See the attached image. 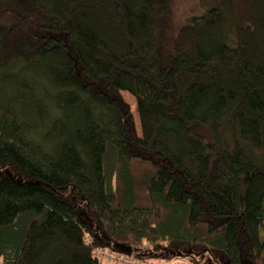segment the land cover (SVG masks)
I'll return each instance as SVG.
<instances>
[{
  "label": "trees",
  "instance_id": "obj_1",
  "mask_svg": "<svg viewBox=\"0 0 264 264\" xmlns=\"http://www.w3.org/2000/svg\"><path fill=\"white\" fill-rule=\"evenodd\" d=\"M201 1L0 0V264H264V0Z\"/></svg>",
  "mask_w": 264,
  "mask_h": 264
},
{
  "label": "rangeland",
  "instance_id": "obj_2",
  "mask_svg": "<svg viewBox=\"0 0 264 264\" xmlns=\"http://www.w3.org/2000/svg\"><path fill=\"white\" fill-rule=\"evenodd\" d=\"M202 4L203 3L201 0H172V13L174 14L173 24L175 25V28L182 26V23L184 22L186 18L193 17V15L202 14L205 9ZM121 93L125 101L130 105L131 109L133 108L131 107L132 105H134V107L136 106L135 98L130 93H127L125 91H121ZM129 102H131V104ZM133 116H134L135 126L137 128V132L138 134H140V126L138 124V119L135 115ZM86 240H89V238L86 237ZM149 247L150 246L148 244L147 245L143 244V245L136 247V249H138V251L137 250L136 251L139 252L140 254H145L144 253L145 250H148ZM112 250L113 252L117 251L122 254L128 253L130 251V249L123 247L120 244H116L114 242L112 244ZM130 257H132V259H135V260L137 259V260L143 261L145 264H190V261L184 256L172 258L170 259V261L169 260L156 261L153 259H145L144 257H139L137 255L135 256V254H132ZM101 261L103 262V264H121L118 261H115V260L112 261V260L104 259V258H102Z\"/></svg>",
  "mask_w": 264,
  "mask_h": 264
},
{
  "label": "built area",
  "instance_id": "obj_3",
  "mask_svg": "<svg viewBox=\"0 0 264 264\" xmlns=\"http://www.w3.org/2000/svg\"><path fill=\"white\" fill-rule=\"evenodd\" d=\"M93 251L99 258L101 257L112 261L115 260L120 262L121 264H145L143 261L132 259V257H130L129 255L127 254L124 255L117 251L113 252L112 250H108V249L105 250L104 248L102 249L96 248Z\"/></svg>",
  "mask_w": 264,
  "mask_h": 264
},
{
  "label": "bare ground",
  "instance_id": "obj_4",
  "mask_svg": "<svg viewBox=\"0 0 264 264\" xmlns=\"http://www.w3.org/2000/svg\"><path fill=\"white\" fill-rule=\"evenodd\" d=\"M89 241V240H88Z\"/></svg>",
  "mask_w": 264,
  "mask_h": 264
}]
</instances>
